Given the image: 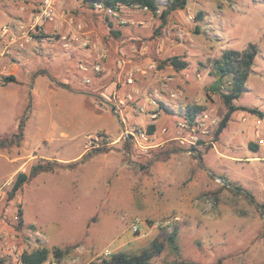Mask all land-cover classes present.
<instances>
[{
    "label": "rangeland",
    "instance_id": "rangeland-1",
    "mask_svg": "<svg viewBox=\"0 0 264 264\" xmlns=\"http://www.w3.org/2000/svg\"><path fill=\"white\" fill-rule=\"evenodd\" d=\"M59 1L57 9V0H0V15L17 10L30 18L0 26V82L12 66L19 80L0 88V137L17 133L23 120L18 144L0 147V264H20L22 251L42 246L50 249L44 264H96L106 250L137 253L152 240L163 244L152 258L160 263L175 256L166 241L173 230L187 262L181 264H264V212L255 205L264 202V143L258 142L264 139V0H188L159 28V13L145 8L120 6L108 14L89 1ZM167 1L157 0V12ZM248 44L258 52L233 103L256 112H233L214 140L226 107L210 87L217 77L212 61ZM174 55L187 63L184 69L161 67ZM190 103L205 109L179 132L174 113L183 116ZM140 129L149 135L140 138L145 149L131 139ZM113 137L118 141L108 145ZM96 147L113 149L40 173L7 199L18 172L44 159L74 162ZM170 148L179 149L172 163L185 170L169 191L171 200L182 196L178 204L162 202L159 163H152ZM165 203L170 207L163 210ZM136 218L139 232L132 231Z\"/></svg>",
    "mask_w": 264,
    "mask_h": 264
},
{
    "label": "trees",
    "instance_id": "trees-1",
    "mask_svg": "<svg viewBox=\"0 0 264 264\" xmlns=\"http://www.w3.org/2000/svg\"><path fill=\"white\" fill-rule=\"evenodd\" d=\"M92 3L93 1L102 2L106 7H111L114 11L119 9L120 6H137L140 8H145L146 10L150 11L153 15H157L159 13V17L161 19V23L159 24V27H162L163 24L166 23L168 15L175 11L185 8L188 0H168L166 5H164L159 12V4L157 0H85ZM106 13V12H105ZM258 48L255 44H248V46L242 50L237 51L234 49H225L222 51L220 56L212 61V64L214 66L215 72H216V80L215 83L212 84L210 87L212 90L216 91L225 107L226 111L221 117L220 121L218 122L214 134L213 139L217 140L219 134L222 132V130L226 127L227 123L231 119V115L233 112L237 110H244L251 113H255L256 110L254 108L242 106V105H236L233 103L234 99H237L239 95L241 94L245 82L248 78L249 71L251 68V65L253 64L254 58L257 55ZM170 66L174 70H182L187 66V63L184 60H181L178 56H171L166 58L162 61L161 67ZM2 80L4 83L7 82H15V77L13 75H7L3 76ZM204 107L191 103L186 105V108L183 113V118L185 119L186 123L192 124L196 118L197 114L199 112L204 111ZM259 115H262L261 112H258ZM23 120L21 121V124L19 126L18 132L12 135L11 137H0V147H7L12 145L14 142L18 144V140L21 139L23 135ZM154 129V124H150L148 126V131L151 132V130ZM248 147L256 151L258 149V145L253 142L248 143ZM94 150H87L85 153L82 154L81 158L74 162L69 163H63L56 159L49 160L44 159L41 161L36 162L33 164L28 172H18L13 179L10 189L7 191V199L11 200L14 198V196L17 194L18 191L22 189V187L29 181H31L35 176H37L40 173L43 172H53L55 170L59 169H67V168H73L74 166L85 162L93 155L99 154V153H105L113 149L112 147L108 148H93ZM174 149L178 148H170L169 150H164L161 152L160 156L153 157L152 163H155L156 161L160 160H166L169 153L171 151H174ZM198 159H200V156L198 155ZM147 165H142L141 167H146ZM138 170H141L139 167ZM235 190L237 192L243 193L247 198H249L251 201H254L253 195L247 191L245 188L241 186H234ZM215 196L216 193H209ZM255 205L257 208L263 213L264 212V202L259 203L255 202ZM16 216L18 219V222L20 224L23 223V216H22V208L18 206L16 210ZM177 232L176 230H173L169 233L167 236V243L169 248L171 249L172 253H174V258L171 260L163 261V262H155L152 260L153 256L163 250V244H159L155 242V240L151 241V244L148 248L142 249L141 251L137 253H127L125 251L119 250L113 253H110L109 256L103 258L100 262L96 264H181V263H187L184 262L182 257L180 258V251L178 250V244H177ZM52 253H55L56 255H61V250L58 247H54L52 249ZM50 254V249L46 246L38 247L32 251H22L20 255V262L21 264H44L46 260L48 259ZM192 264V263H188Z\"/></svg>",
    "mask_w": 264,
    "mask_h": 264
},
{
    "label": "crops",
    "instance_id": "crops-1",
    "mask_svg": "<svg viewBox=\"0 0 264 264\" xmlns=\"http://www.w3.org/2000/svg\"><path fill=\"white\" fill-rule=\"evenodd\" d=\"M57 5H56V7H57V9L59 8V6H60V4L61 3H63V1H59V0H57ZM22 15L23 14H19L18 12H17V10H9L8 12H5V15H0V26L1 25H3V24H5V23H8V22H15L14 24L16 25V27H19V26H21L22 25V22L24 21L23 19H21L22 18ZM20 19H19V18ZM27 17V19H30L29 18V16H26ZM24 15H23V18L25 19L26 18ZM59 17V14L57 13L56 14V18H58ZM18 20V21H17ZM19 20H20V24L18 23L19 22ZM16 22H17V24H16ZM45 27L46 26H49V28L51 27V25L50 24H45L44 25ZM13 40V39H12ZM12 40H10L9 41V39L7 38L5 41L7 42V45H11V47H13V46H15L16 45V43L15 42H13ZM3 60H1L0 59V62H2ZM10 65V64H9ZM166 69L168 68V69H172L170 66H166L165 67ZM17 69V67H11V70L8 72L9 73V75H13L14 77H15V80H18V77H17V74H16V72H14L15 70ZM174 70V69H173ZM178 71H180V70H178ZM0 73H2V72H0ZM2 76H7V74L6 73H3L2 74ZM19 81V80H18ZM12 82H8V83H4V82H0V88H6L9 84H11ZM171 93V95L172 96H176V94L174 93V92H170ZM77 94H79V96H81V97H83V98H86L87 97V95L86 94H84V92H77ZM173 100H175L174 98H172ZM191 104V103H190ZM171 105H176V104H171ZM172 107H174V109H177V111H178V108L180 107V106H172ZM184 110H185V108L183 107V113H184ZM111 113V112H110ZM111 114H113V113H111ZM175 114V117H177V119H178V124L177 125H182V124H184L185 123V125L187 124L186 123V121H185V119L183 118V116L182 115H178V113H174ZM156 121V119H154V120H152V122H153V124L155 125V122ZM176 124H175V130H177V131H179V132H181L182 130H185V126H177ZM106 131V130H105ZM106 133H107V135H111V133H109V132H107L106 131ZM116 134V136L119 134L118 132L117 133H115ZM114 135V134H113ZM110 138V137H109ZM176 138H179L178 136H176ZM260 140H262V142L264 143V139H263V137H261L259 140H258V142L259 143H261V141ZM118 141V138L117 137H113V139H111V141H109V142H107V144L108 145H114V144H112V143H116ZM163 141L162 142H159V143H157V144H155V147H159V146H161V145H163ZM263 143H261V144H263ZM179 150V149H178ZM257 151V150H256ZM86 152V151H85ZM84 151L83 152H81L78 156H77V160H79L80 158H81V156H82V154L83 153H85ZM107 153L108 152H105V153H99V154H96V155H93L92 157H90V159H92V158H94V157H96V156H98V155H100V154H104V155H107ZM178 153L176 152V151H171L170 153H169V155H168V157L166 158V160H160V161H156L155 162V166H156V164H158L159 163V166L157 167V169L159 170V175H160V178L161 179H156V181H158V182H160L161 184H162V187L164 188V190H162L163 192H165L163 195H162V199H163V201L162 202H166V203H173V204H178L179 202H180V199H181V195H179L178 197H177V199H175V200H171V198L169 197V191L171 190V184L173 183H175V181H173V178H174V175H176V174H178L179 172H181V173H183L185 170L183 169V170H181V168L178 166V165H175V164H173L172 163V158L174 157V156H176ZM15 159V158H14ZM14 159H9V160H13L14 161ZM89 159V160H90ZM88 160V161H89ZM87 161V162H88ZM166 163H168V165H164V164H166ZM155 166H154V168H155ZM155 173H156V171H155ZM36 177V176H35ZM181 180V179H180ZM179 180V181H180ZM159 183V184H160ZM178 185V184H177ZM190 185H192V182H191V184ZM84 187H85V185H83ZM176 188H177V186H176ZM172 193V195H173V191H171ZM132 196V198H134L133 197V194L131 195ZM174 196V195H173ZM168 197L170 198L169 200H168ZM163 204V206H162V209L163 210H165V209H167L168 207H170L168 204Z\"/></svg>",
    "mask_w": 264,
    "mask_h": 264
},
{
    "label": "built area",
    "instance_id": "built-area-1",
    "mask_svg": "<svg viewBox=\"0 0 264 264\" xmlns=\"http://www.w3.org/2000/svg\"><path fill=\"white\" fill-rule=\"evenodd\" d=\"M92 4H93V6H94L95 9L103 10V11H105L108 14H111V13L114 12V10L111 7H106L102 2L93 1ZM45 14H46V16H50L49 11H45ZM5 29H7V27H5ZM98 68H99L98 65L95 66V69H98ZM152 115H155V113H153ZM183 126H185V123L182 124V127ZM130 133H131V139L133 140V142H134L135 145H139L140 147H142L144 149L146 147H148V146H146L148 144L141 143L142 141L140 139V138H144L146 140V138L149 136L148 134H146V132L144 130H142V129H140V130H133ZM125 135H127V132L125 133ZM184 140H190V138L189 139H185L184 138L183 140L181 139V142H183ZM260 141H261V143H263L262 140H260ZM134 222L135 223H133V225H132V231L133 232H139V228H138V225H137V222H139V219L136 218ZM33 234L35 236H37L41 241L44 240V234L41 231L35 230L33 232ZM110 253L111 252L109 250H106L105 251V255L106 256L110 255ZM20 264H21V262H20Z\"/></svg>",
    "mask_w": 264,
    "mask_h": 264
},
{
    "label": "water",
    "instance_id": "water-1",
    "mask_svg": "<svg viewBox=\"0 0 264 264\" xmlns=\"http://www.w3.org/2000/svg\"><path fill=\"white\" fill-rule=\"evenodd\" d=\"M221 180H222V182L224 183V184H227V185H229L230 186V184L227 182V180H225V179H222V178H220Z\"/></svg>",
    "mask_w": 264,
    "mask_h": 264
}]
</instances>
